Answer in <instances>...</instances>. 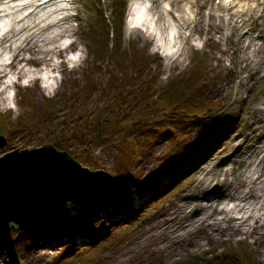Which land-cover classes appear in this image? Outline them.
<instances>
[{
    "label": "trees",
    "instance_id": "obj_1",
    "mask_svg": "<svg viewBox=\"0 0 264 264\" xmlns=\"http://www.w3.org/2000/svg\"><path fill=\"white\" fill-rule=\"evenodd\" d=\"M127 8L124 0L114 3L113 25L117 40L111 48L110 26L104 19L91 22L93 29L84 30L82 39L89 48L85 84L78 92L67 90L65 93H97L100 99L92 110L65 109L59 95L39 99L37 95L30 96L28 91L19 101L24 113L18 119L10 122L11 113L0 115V130L8 142L24 134L32 118L40 116L49 126L52 140L47 144L69 152L85 167L106 170L97 154L100 149H110L116 158L113 176L119 181L120 190L110 202L94 207H68V213L73 210L78 213L69 216L70 224L65 230L34 228L0 234V241L11 237L16 240L14 243L24 244L29 255L33 254L39 240L48 245L64 243L62 258L55 264L98 260L108 249L114 248L116 241L126 236L138 219L135 195L143 201L144 209L153 205L178 185L184 174L203 162L210 147L204 144L214 134L215 141L221 139L227 130L221 126L228 121L217 117L220 113L212 112L213 100L208 96L210 77L202 60L194 62L188 71L163 81L160 78L162 64L151 72L150 66L155 62L152 57L124 47ZM99 38L104 44H99ZM102 73L106 74L105 79L99 77ZM58 119L62 120L57 122ZM193 135L194 139L188 142ZM164 140L170 143L166 153L159 156L158 164L148 173L147 170L138 172L140 162L151 156L149 153L143 156L140 149L144 146L151 149ZM213 143L214 140L211 146ZM11 145L8 150L12 149ZM72 145H77V153L72 152ZM78 241L83 247L75 249ZM244 245L214 249L199 256L189 255L173 264H256L255 254L246 243Z\"/></svg>",
    "mask_w": 264,
    "mask_h": 264
},
{
    "label": "rangeland",
    "instance_id": "obj_2",
    "mask_svg": "<svg viewBox=\"0 0 264 264\" xmlns=\"http://www.w3.org/2000/svg\"><path fill=\"white\" fill-rule=\"evenodd\" d=\"M75 2V10L73 11L75 15L71 23L74 35L63 41V44L74 42L75 46L73 49L65 52L61 57L50 55L43 62H35L28 65L27 69L35 72L33 75L16 78L17 74H9L8 72L7 76H0V98L2 99L0 115L11 113L10 122L18 119L24 113V110L19 106V101L28 91L30 96L37 95L39 99L43 97L52 98L55 95H59L61 96L62 106L65 109L80 107L81 111L85 112L92 110L100 99V95L97 93L87 94L81 92L79 95H66L65 92L67 90H71L72 93L78 92L85 84L84 71L87 67L89 48L82 38L84 30L93 29L91 22L104 19L110 26V48L113 46V42L117 40L113 25V11L115 10L114 3L116 0H75ZM124 2L128 5L125 27L123 28L124 47L132 52L147 53L148 56L152 57L155 62L150 66L151 72H155L158 66L162 64L163 75L160 77L161 80L186 72L192 68L194 62L202 60L207 69L206 75L208 74L210 77L208 86L211 89H209L208 96L213 100L212 112L220 113L217 117L228 121L222 123L221 126V128H226L227 130L221 139L215 141L216 137L214 134L204 144V146H209L214 140L211 146L214 152L210 155L211 157L207 156L203 162H200L201 167L198 170L184 174L180 183L169 189L153 205L151 204L147 209H144L143 201L135 195L134 207L139 210L138 219L129 227L126 236L117 240V245L108 249L98 260L91 259L79 264H173L189 257V255L199 256L214 249H230L232 245L241 248L245 246L244 243L249 246L250 252L255 254L256 264H264V244H257L256 236L233 238L202 227L191 230V232L179 239H173L163 233L164 227H162L161 222L162 214L166 210L174 208L182 200L184 193L191 189L195 180L204 169H213L216 174L218 169L223 166V161L229 159L227 167L233 168V175H231L229 180L233 179L238 183L243 181L244 177L242 174L245 169L242 160L244 158L241 159L237 156L242 155V152H247L250 146L260 139V134L264 131L262 128L264 113L260 111L264 103V69L257 76L252 75L248 71V62L243 59L242 41H238L234 37L230 41L225 39L223 37L225 32L224 29L222 30L223 26L220 27L214 22L211 26H206L205 24L197 26L195 35L190 41H185L181 37L172 46L173 54L170 57H166L162 51L158 50V46L143 33L136 31L126 36L127 21L132 19V1L124 0ZM151 4L145 3L146 7H143L142 14L145 13V9ZM132 7H136V5ZM138 19H140V15ZM137 22L139 23L140 20H137ZM157 24L159 26L158 22ZM257 24L258 27L253 33L255 38L259 36V32L264 28V19H259ZM98 40L101 42L99 44L103 43L102 38ZM8 57L12 58V55L8 54ZM26 57H32L34 60L39 58L38 55L30 53ZM73 57L81 59L80 65L75 69H73L74 64L68 63L69 59ZM10 62L13 63V72H17L20 67L25 65L21 61V56L12 58ZM53 63H64V67L55 74L51 73L50 70ZM49 75L53 76V78L49 82H45L44 79ZM10 77H14L13 81H15V84L7 87ZM99 77L105 79L106 74L102 73ZM25 80L28 81L27 84L24 83ZM44 86H48V88L45 89ZM59 120L62 119H58L57 122ZM179 134L181 137L183 136L181 132ZM194 137L195 135L191 136L187 141H192ZM51 140L49 137V126L42 121L40 116H34L30 122L29 129L24 134L17 135L12 142H9V144H12L10 147L12 149L8 150V144L6 148L0 150V158L15 149L31 150L43 147ZM169 143V140H164L151 149H148L147 146L141 148L143 156L147 153L151 156L140 162L141 166L137 171L147 170L146 173H148L149 170L158 164L159 156H163L166 153ZM72 146V152L77 153L79 150L77 145ZM97 154L100 157L101 164L106 168L105 171L115 175L116 158L113 152L110 149L108 151L100 149ZM234 158L237 159L236 165L230 163V160ZM218 181L222 182L223 177H219ZM167 183L165 184L167 185ZM70 206L77 207L71 203L69 204ZM77 213L76 210H73L68 214L70 216ZM13 241L16 240L11 237L0 241V250L3 251H1L3 258L0 264H55L63 255L62 246L64 243L48 245L44 243V240H39L33 254L29 255L25 251L24 244L21 242L14 243ZM192 241H200L202 246L192 247L190 245ZM82 247L83 244L79 243V241L74 246L75 249Z\"/></svg>",
    "mask_w": 264,
    "mask_h": 264
},
{
    "label": "bare ground",
    "instance_id": "obj_3",
    "mask_svg": "<svg viewBox=\"0 0 264 264\" xmlns=\"http://www.w3.org/2000/svg\"><path fill=\"white\" fill-rule=\"evenodd\" d=\"M131 1L132 19L127 21L126 36L136 31L143 33L166 57L173 54L172 46L181 37L190 41L197 26H211L214 22L223 26L225 39L230 41L234 37L242 41L243 59L248 62V71L252 75L257 76L264 69V28L257 38L253 36L257 21L264 19V0ZM137 2L139 8L132 7ZM145 3L152 4L142 14ZM75 4V0H0V24L4 25L0 36V76H7L8 72L17 74L16 78L33 75L35 72L27 69L28 65L43 62L50 55L61 57L73 49L74 42L63 44V41L74 35L71 23ZM28 53L39 58H27ZM8 54L12 58L21 56L25 65L13 72V63L4 61ZM68 63L74 64L75 69L81 59L70 58ZM62 67L64 63H53L50 72L55 74ZM52 78L49 75L44 81L49 82ZM14 82L8 81L7 87L13 86ZM262 107L260 111L264 113V103ZM213 152L210 145L204 159ZM241 154L237 157L244 158L243 181L229 180L233 175V168L227 167L229 159L223 161L216 174L213 169H204L182 200L162 214L164 234L179 239L195 228L206 227L233 238L256 236L257 244H264V131L260 139ZM236 161L234 158L230 163L236 165ZM199 167L196 165L193 171ZM219 177H223L222 182L218 181ZM190 245L202 246L200 241H192ZM1 251L0 261L3 258Z\"/></svg>",
    "mask_w": 264,
    "mask_h": 264
},
{
    "label": "water",
    "instance_id": "obj_4",
    "mask_svg": "<svg viewBox=\"0 0 264 264\" xmlns=\"http://www.w3.org/2000/svg\"><path fill=\"white\" fill-rule=\"evenodd\" d=\"M0 133V150L8 146ZM115 176L85 167L67 151L46 144L0 158V234L34 228L65 230L69 204L94 207L119 192Z\"/></svg>",
    "mask_w": 264,
    "mask_h": 264
},
{
    "label": "snow or ice",
    "instance_id": "obj_5",
    "mask_svg": "<svg viewBox=\"0 0 264 264\" xmlns=\"http://www.w3.org/2000/svg\"><path fill=\"white\" fill-rule=\"evenodd\" d=\"M134 2H135V0H134ZM136 7L139 8V4H138V3L136 4ZM3 27H4V25H3V24H0V36L3 35V31H2ZM73 59H75V57H73ZM4 61L10 62V58H9V57H4ZM13 79H14V77H10V78H9V82H11ZM24 83L27 84L28 81L25 80ZM10 95H11V94H10ZM13 106H14V105H13Z\"/></svg>",
    "mask_w": 264,
    "mask_h": 264
}]
</instances>
